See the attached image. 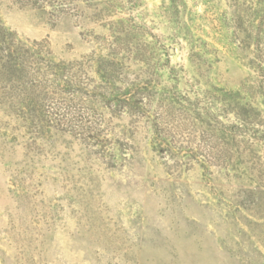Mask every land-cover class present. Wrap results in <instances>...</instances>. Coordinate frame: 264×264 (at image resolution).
<instances>
[{
    "label": "rangeland",
    "instance_id": "rangeland-1",
    "mask_svg": "<svg viewBox=\"0 0 264 264\" xmlns=\"http://www.w3.org/2000/svg\"><path fill=\"white\" fill-rule=\"evenodd\" d=\"M74 2L0 0L79 91L0 85V264H264V0Z\"/></svg>",
    "mask_w": 264,
    "mask_h": 264
},
{
    "label": "trees",
    "instance_id": "trees-1",
    "mask_svg": "<svg viewBox=\"0 0 264 264\" xmlns=\"http://www.w3.org/2000/svg\"><path fill=\"white\" fill-rule=\"evenodd\" d=\"M20 5H49L55 12H80L74 0H16ZM43 42L20 38L0 26V85L17 114L44 111L64 101L65 92H79L73 65L55 61ZM46 102V104H41Z\"/></svg>",
    "mask_w": 264,
    "mask_h": 264
}]
</instances>
